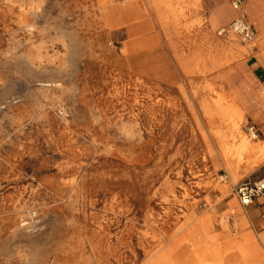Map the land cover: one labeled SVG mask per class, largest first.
Instances as JSON below:
<instances>
[{
	"label": "rangeland",
	"instance_id": "374dc122",
	"mask_svg": "<svg viewBox=\"0 0 264 264\" xmlns=\"http://www.w3.org/2000/svg\"><path fill=\"white\" fill-rule=\"evenodd\" d=\"M126 1L0 0V264H145L207 221L264 252V200L231 192L264 161L233 182L212 137L262 146L255 102L233 137L204 113L250 84L259 47L219 35L233 0H168L164 23L136 0L107 27L103 8Z\"/></svg>",
	"mask_w": 264,
	"mask_h": 264
},
{
	"label": "bare ground",
	"instance_id": "6f19581e",
	"mask_svg": "<svg viewBox=\"0 0 264 264\" xmlns=\"http://www.w3.org/2000/svg\"><path fill=\"white\" fill-rule=\"evenodd\" d=\"M138 4L139 2H137L136 0H127L126 2L120 4L117 7H104L103 13L107 27H119L124 21L123 13L125 12L130 13L132 17L135 18V14L138 13V9H134L133 6ZM147 6L150 12L156 15V18L159 22H166L167 14L162 15L159 11L161 9H164V12L170 11L171 7L168 0H149ZM228 11L230 12V10ZM259 26L260 27L258 30L260 32V37H262L263 39L262 45H264V27H262L261 25ZM259 61L264 66V59L261 58V60ZM242 87V91L239 95H226L222 93L218 96L217 100L209 103V107H204V113L207 116H216L222 126L228 127L230 131L229 135L231 137L239 134V128L243 121L242 111L248 110L254 102H257V104L259 102L256 97L257 94L252 95V89L250 87V84H243ZM227 98H230L231 100L229 105L223 104V101H225ZM237 102L241 104L242 108L236 107L235 103ZM223 133L219 131L213 132L212 137L217 141V150L220 156L223 158V164L229 174V178L231 179V181L234 182L241 178L242 173L247 174L251 172L252 174V172H254L256 168H258V166L264 161V142L262 143L263 145L260 146L258 144L252 143L251 141H249V139L247 141V139L244 138L243 135H240L239 143L234 146L232 144L233 147H228L226 144H224L226 133ZM208 134H211V132H208ZM253 155L257 156L253 157ZM243 221L245 222L244 217ZM207 224L208 226H211L213 223L208 221ZM200 226L201 223L195 224L192 230H188L184 238H179L175 240L171 247H165L164 245L162 246V248L160 247L161 249L159 248L160 250H157V252L155 251L156 253L150 256L145 264H182V261L180 257H178V254H180V251L183 249V247L191 246L193 249L196 250L202 243V240L204 238V234L202 232H207L208 230H210V228H205L202 231L200 229ZM167 241H169V239Z\"/></svg>",
	"mask_w": 264,
	"mask_h": 264
},
{
	"label": "crops",
	"instance_id": "0c3cea01",
	"mask_svg": "<svg viewBox=\"0 0 264 264\" xmlns=\"http://www.w3.org/2000/svg\"><path fill=\"white\" fill-rule=\"evenodd\" d=\"M263 9L264 0H248L246 5L242 6V13L245 16L246 22L249 26L252 27L255 33V38L252 41L253 44L248 48L254 49L256 46H258L260 50L256 58L252 59V64L250 66H248V63L246 64V66L249 67V70L246 71L247 76L246 78L244 76V78L246 80H249L250 87L252 89V95L257 94L256 97L259 102L258 104L257 102L253 104L255 106V110L253 111L254 113H256H253L254 121L256 124L261 125V130H259V138L262 137L264 142V66L259 61L260 57L264 59V46L262 45V37L258 36L259 30L256 25L257 23L264 21L262 13L264 11ZM225 13L226 15L228 13V15L232 17V20L234 19L235 12L232 10V8L230 12L227 10ZM261 26L264 27L263 24H261ZM100 34L103 38L100 44V49L102 55H104L105 21L103 19L101 22ZM233 187L231 188V192L239 204L237 197L233 193ZM219 193L220 195H222L223 190L221 189ZM239 206L241 208H245L240 204ZM262 210H264V208H262ZM206 215L210 216L208 213H206L205 216ZM244 219L246 222V216H244ZM207 222L200 226V229L202 231L205 228H210V230L207 229V232H202L204 234V238L199 247L195 250L191 246H186L183 247V249L180 251V254H178V257H180L182 264H264V252L262 249V245L260 244V241L256 239L255 234L250 232H241L236 235V238H232V236H229L228 232L224 231L223 228L222 233L212 232L214 226L213 224L211 226H208ZM239 222L245 223L243 221V218H241ZM259 223H264V221H260L258 222V224ZM262 239L264 240V237H262ZM217 241H219V244L217 243ZM188 248L190 249L188 250ZM190 253H192L193 257L186 260L187 257H191Z\"/></svg>",
	"mask_w": 264,
	"mask_h": 264
},
{
	"label": "built area",
	"instance_id": "2783aa9c",
	"mask_svg": "<svg viewBox=\"0 0 264 264\" xmlns=\"http://www.w3.org/2000/svg\"><path fill=\"white\" fill-rule=\"evenodd\" d=\"M111 2H119L122 0H110ZM243 0H233L232 7L239 13L230 22L227 28L220 30L219 35L233 34L239 37L245 43H251L255 38V33L251 26L246 22L245 16L242 13ZM246 131L252 140L259 137V130L255 125H250ZM233 193L237 197L239 204L242 207L251 206L256 200L264 199V177L258 181L245 179L233 187Z\"/></svg>",
	"mask_w": 264,
	"mask_h": 264
}]
</instances>
